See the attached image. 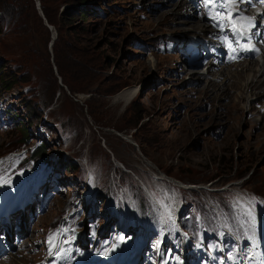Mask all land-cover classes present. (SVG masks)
Masks as SVG:
<instances>
[{
	"label": "rangeland",
	"instance_id": "374dc122",
	"mask_svg": "<svg viewBox=\"0 0 264 264\" xmlns=\"http://www.w3.org/2000/svg\"><path fill=\"white\" fill-rule=\"evenodd\" d=\"M84 1L89 16L81 21ZM210 1L202 0L204 7ZM175 3L0 0V159L12 154L25 171L38 164L47 171L37 191L41 199L13 216L10 231L1 226L0 233L17 236L9 264L41 263L60 227L67 229L66 255H84L78 263L119 242L114 259L135 254L137 264H158L164 249L173 264H185L187 257L189 264H234L229 235L213 236L209 244L190 231L184 250L171 222L161 218V204L171 213L184 206L186 229L218 223L231 230L242 253L264 264V239L231 219L236 207L241 223L251 215L238 204L240 195L257 208L264 203L263 111L246 114L252 96L251 89L242 91L240 68L213 75L218 68L207 71L209 62L201 70L188 67L186 46L203 25ZM203 53L199 47L189 59ZM196 72L205 75L196 80ZM11 74L17 78L7 89ZM254 79L251 74L244 81ZM125 88L129 97L138 91L136 99L115 103ZM21 122L29 130L27 142ZM34 155L42 157L35 161ZM38 179L30 172L25 182ZM180 184L199 189L188 193Z\"/></svg>",
	"mask_w": 264,
	"mask_h": 264
},
{
	"label": "bare ground",
	"instance_id": "6f19581e",
	"mask_svg": "<svg viewBox=\"0 0 264 264\" xmlns=\"http://www.w3.org/2000/svg\"><path fill=\"white\" fill-rule=\"evenodd\" d=\"M161 1L165 2L167 0H161ZM168 1H169V4H171V2L174 1V0H168ZM187 3H188L187 0H177L176 3L174 4L175 5L174 8L175 9L184 8V13H187V11H188L189 14L191 13L195 17H197L196 14H200V12H201L200 11V5H199V3H201L200 0H195V3L196 4L198 3V6H196V10L194 8H192ZM210 9L211 8H209L207 10H210ZM204 12H205V10L203 9V13L202 14H204ZM197 19L200 20L201 24L204 21V18L201 17V16L197 17ZM198 26H199V24L197 23L193 27L198 28ZM211 31L212 30L208 29L206 26L203 25V28H202V30L200 32H206L207 33V32H211ZM186 33H195V32H186ZM183 35H184V33H183ZM183 37H185V36H183ZM180 38L181 39H179V41L184 39L182 37H180ZM254 45H256L259 48L260 53L263 55L262 58H261L262 59V63L261 64H258L257 62H255L253 57H251L250 55H245L242 51H238V48H235L233 50V53L230 54V55H232V57H230V55L222 57V62H218L217 65L223 64V66L218 68L217 72H215V74H213V75H216V74H219L220 72L231 73L230 70L232 71V70L239 69V68H240L239 70H242V81H243L242 82V91L244 92L246 89H248V91H249L251 89L250 90V95L252 96V99H250V104H249L248 110L247 109L245 110L247 112V113L245 112L246 114L250 113V118H253V116H259V114L261 115V111L260 110H262L263 111L262 114H264V104H263V102H264V38L261 37L258 40L254 41ZM240 54H241V57H240ZM243 56L248 57V58H245L246 60H244ZM244 61H247V64H245ZM236 62H241L240 63L241 66H240V64H238L237 66L236 65L234 66V63H236ZM253 66L256 67V68L258 67V69H260V71L257 70L260 73L259 74L260 77L258 76L259 78L255 76V73L257 71L253 69ZM210 67L211 68L208 69L207 71L211 72L212 71L211 69L216 67V66L213 65V64H210ZM248 70H250V72H247ZM207 71H206V73H207ZM196 73H198V75H196L194 77L196 80H198V79L200 80V75H202V76L205 75L204 72H196ZM251 74L254 75L255 79L252 80V81H244L245 77L249 76ZM218 79H221V78H218ZM221 81H222V79H221ZM240 82H241V79H240ZM216 83H220V82H216ZM137 95H138V91L132 97L131 102L136 99ZM261 101H263L262 102L263 106L261 104ZM260 104H261L262 107L260 106V109H258V106ZM189 187H193V186H189ZM253 213L261 221H264V212L262 210H260V212H259V211H256V210L253 209ZM161 214H162V217H163L164 220H167V218H168V219H170L171 221L174 222L175 217H173V216L171 217V214L167 210L164 209V211H162ZM174 225H175V229L176 230L177 229H181L180 226L179 227L176 226V222H174ZM124 232L125 231H121V233H124ZM116 245L121 246V244L119 242L116 243ZM74 250L76 251L77 249L74 248ZM115 253H116L115 248L111 246L105 251V253L101 257H92L90 260H88L84 264H123L122 262L118 261L117 259L114 260ZM129 260H132V258H129ZM125 261H127V259L126 260L124 259V262ZM127 263L130 264L131 261H128ZM69 264H72V263H69ZM73 264H78V262H74ZM158 264H159V262H158Z\"/></svg>",
	"mask_w": 264,
	"mask_h": 264
},
{
	"label": "trees",
	"instance_id": "16d2710c",
	"mask_svg": "<svg viewBox=\"0 0 264 264\" xmlns=\"http://www.w3.org/2000/svg\"><path fill=\"white\" fill-rule=\"evenodd\" d=\"M81 5H82L83 9L81 10V13H80V17L79 18L81 19V21H85V20H87V17L89 16V11H87V9H85V7H88V4H86L85 1H84V3L81 4ZM2 72H3V68L1 67L0 68V76L3 74ZM16 78H17L16 75H12V74L10 75V78L8 80H6L7 89L10 88V85L12 84L13 81L16 80ZM19 78H20L19 80H23V79H21V77H19ZM2 82H3V80L0 79V83H2ZM8 85H9V87H8ZM131 88H132V91H133L134 88L133 87H131ZM113 100H114L115 103H124V104H126V103L131 102L132 96L129 97L128 91H127V89H125L123 92H121L118 95L114 96L113 97ZM40 115H42V113H40ZM37 116L38 115H35V117H37ZM13 119L15 121L16 120V117L13 118ZM18 125H19V123H18ZM28 126L30 127L31 125L29 124ZM19 130L21 132V139L24 142H27L28 141V133H29L28 127H26L25 125H23V122H21L20 127H19ZM34 157H35L34 159H38V158H41L42 156L36 157V155H34ZM129 170H131L132 172H134L137 176H141V173H139V171H137L136 169L129 168ZM130 181H133V178L131 176H130ZM139 207H141V209L143 208V202L142 201L139 202ZM183 222H184V219H183Z\"/></svg>",
	"mask_w": 264,
	"mask_h": 264
},
{
	"label": "snow or ice",
	"instance_id": "6c2138e0",
	"mask_svg": "<svg viewBox=\"0 0 264 264\" xmlns=\"http://www.w3.org/2000/svg\"><path fill=\"white\" fill-rule=\"evenodd\" d=\"M221 7H224V4H223V3L221 4ZM218 15H219V14H218ZM227 15H228L229 18H232V11H231L230 8L227 9ZM238 19H239V21H241V22H245V21H246V22H247V27H256V25L253 24V22H252L247 16L240 15ZM223 20H224L223 15H220V21H221V22H218V24L216 25V26L220 27L221 30H223L224 27H225V24L222 22ZM229 23L231 24V27H232L233 32H234L236 35L240 36L241 38H244V37H243V33H242V31H238V30L236 29V23H237V20H236V19H230ZM225 43H229L227 39H225ZM237 43H238V41H237ZM229 47H231V44H230V43H229ZM249 214H250V212H249ZM53 240H54V237H50V238H49V242H50V243H51Z\"/></svg>",
	"mask_w": 264,
	"mask_h": 264
},
{
	"label": "water",
	"instance_id": "95a60500",
	"mask_svg": "<svg viewBox=\"0 0 264 264\" xmlns=\"http://www.w3.org/2000/svg\"><path fill=\"white\" fill-rule=\"evenodd\" d=\"M54 38V37H53Z\"/></svg>",
	"mask_w": 264,
	"mask_h": 264
}]
</instances>
